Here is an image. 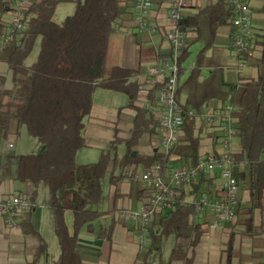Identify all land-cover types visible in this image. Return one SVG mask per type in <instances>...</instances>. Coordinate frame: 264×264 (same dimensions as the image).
<instances>
[{
  "label": "trees",
  "instance_id": "1",
  "mask_svg": "<svg viewBox=\"0 0 264 264\" xmlns=\"http://www.w3.org/2000/svg\"><path fill=\"white\" fill-rule=\"evenodd\" d=\"M61 1L67 0H38L25 5L23 28L12 34L11 40L0 50V61L7 65L12 79L11 88L6 89L3 87L4 77H0V171L33 187L28 198L30 209L38 195L37 188L42 185L47 189L53 230L60 248L55 264H82L77 239L83 227H88L102 215L88 210L89 206L99 204L102 182L108 179L117 192L120 177L132 180L126 174L131 168L143 172L154 164L164 163V158L157 149L144 156L136 152L143 135L157 137L158 120L139 100L140 88L134 80L144 51L138 54L139 64L135 68L110 66L106 61L111 36L130 19L127 12L133 7L132 0H69L75 5L73 12L63 21L56 22L53 14ZM10 5V0H0V34L4 28L1 17L10 10ZM232 19L233 13L225 0H218L215 4L197 8L194 14L183 15L179 23L187 45L179 60L177 94L185 97L184 109H192L197 118H185L181 128L183 134L172 150L168 165L170 168L187 167L200 157L203 130L199 122L207 103L234 106L231 115L240 148L234 158L245 161L246 167L234 169L239 204L229 225L243 226L247 234L253 230V217L261 209L264 191V62L252 59L250 48L245 54V62L258 69L255 79L242 80L233 88L222 82L217 33L224 26L231 27L229 39L232 45L237 31L232 26ZM261 40L264 48V36ZM36 42L39 51L34 61L26 65L24 61ZM196 43L201 48L189 74L182 80L184 63L189 58L191 46ZM149 51H146L148 58L153 56L152 49ZM208 51L209 56L206 55ZM203 70H208V74L203 75ZM158 88L152 90V95ZM98 89L126 96L125 108L134 112L129 137L122 141L115 136L109 148L101 150L95 163L79 165L77 154L87 148L85 120L92 111L93 95ZM22 127L42 144L43 153L20 155L4 150L10 135H16ZM211 138L215 140L216 137L213 134ZM119 144L125 145L121 157L117 155ZM116 171L122 175L116 177ZM134 187V199L142 202L147 191L136 184ZM242 192L249 197L245 202ZM217 193L212 179L206 175L198 177L186 188H179L173 209L154 213L147 226L149 246L142 264H146V257L159 251L162 240L170 236L175 238L176 244L166 264L177 261L192 264V251L205 234V222L202 221L204 216L194 217L193 209L185 199L190 196L195 200L203 195L217 199L222 196L216 197ZM30 212L26 213L27 216ZM66 212H70L73 218L71 231L64 218ZM27 216L21 228L25 234L36 238L37 259L46 248ZM130 230H135L134 226ZM230 244L231 241L226 248L224 264L231 261ZM187 250H190L191 257L187 256Z\"/></svg>",
  "mask_w": 264,
  "mask_h": 264
},
{
  "label": "crops",
  "instance_id": "2",
  "mask_svg": "<svg viewBox=\"0 0 264 264\" xmlns=\"http://www.w3.org/2000/svg\"><path fill=\"white\" fill-rule=\"evenodd\" d=\"M35 1L38 0H15L17 4H21L23 9H25V5H28ZM217 1L218 0H188L189 6L183 10L182 15L194 14L197 8H203L209 6L210 4H215ZM151 2V22L156 25L155 31H136V24L133 17V7L129 8L127 12L130 19L126 20L123 26L119 29L124 32L130 33V37L132 38L133 43L135 45H139L140 47V49L138 50V54L140 53V51H144L142 56H145L146 60H143L141 62L138 75L136 76V78H134L135 81H137V78L141 76L144 64L153 62L158 52H160L161 55L166 53L165 48L167 45L164 42V36L166 32L165 27L167 25L166 14L168 1L151 0ZM247 2L249 11L251 12V26H253L254 28L251 40L252 46L250 55L252 59H262L264 62V48L261 45V39L262 36H264V0H247ZM67 3L71 4V9L73 12L75 5L73 4V2L67 0L61 1L56 5L54 14L58 9H63L60 7H63L62 5H65ZM225 4L228 7L226 0ZM12 5H14L13 1L11 2V5L9 7L10 10L1 17V22H3L4 24L3 33L7 30V27L10 23L9 21L12 13L11 10L13 9ZM231 29L232 28L229 26H224L219 29L217 33L218 43L216 44V48L219 50L220 56L222 57V82L228 84L230 88H233L239 85L242 80H245L247 78L255 79L258 73V69H256V67L250 64V62L248 61H244L242 66L237 67L236 57L233 54L231 41L229 39ZM36 43L38 44V42ZM151 49L153 51V56L148 58L149 54L146 51L150 50L149 52H151ZM138 54L137 59L139 64ZM206 55L209 56L210 51H208ZM208 72V70H203V75H207ZM0 77H4L5 79L3 87L6 89H10L12 85L11 73L9 72L7 65L2 61H0ZM179 99L182 101V103H184L185 97L183 95H181ZM126 105L119 107L118 109H114V111L109 110L108 116L103 114V110L101 111V116L105 119L107 118V123H105L107 129H101L100 131L103 133L102 137H104V139H106L109 144L112 143L115 136L122 141L127 140L129 137V128L131 127V120L134 112L129 108L126 109ZM219 107L220 106L218 103H207L204 106L202 113L205 110L213 108L216 109ZM96 109L97 107L93 104L92 111L87 116V118L93 120V117L95 116V114H97ZM88 121L89 124L85 125L84 137L86 147L93 148L88 143L87 136L91 137L92 134H96L90 132L91 129H88V127H92L90 120ZM19 131L16 135L19 134ZM16 135H10L8 141H6L4 144V150H7V148L11 146L10 142H12ZM200 137V156L203 154L220 152V146L216 141L212 140L210 134L202 133L200 134ZM155 149L160 151L158 137H150L145 134L143 135L139 146L136 148V152L144 156L152 154ZM239 149V141H237V138L234 137L232 139L231 145V153L234 157L235 154L239 152ZM83 150H81L79 153H81ZM101 150L103 149L101 148L100 152ZM99 154L97 155L96 160ZM96 160L90 163H95ZM239 163L240 164L236 168L243 170L246 167V162L244 161ZM115 174L116 177L122 175L119 171H116ZM207 178L212 179L213 188L216 191L218 190L216 197L222 195L220 184L221 180L219 179L218 173L207 176ZM106 180L108 183V200L111 202V209L104 213L100 212L102 215L100 216L99 220L91 223L88 227H83L80 230L77 239V250L79 255L81 256L82 264H142L143 257L148 250L149 244L148 242L145 243V245L139 244L137 237L138 232H136L135 230H130V228L132 227L131 223L120 215V212L122 210H132L140 206L141 202L134 199V186L136 184L140 188L142 187L139 183H136L133 180L130 181L128 180V178L126 179L124 178V176H122L117 182L118 189L117 192H115V188L113 187V185L110 184L108 179ZM41 187L44 188L42 185L37 188L38 195L33 201L32 209L29 210L31 212L28 214V216L26 213H28L29 211L19 215V217L10 222L6 219V216L4 217L0 215V264H33L35 260L36 264H55L58 260L60 256V248L58 252L56 251L51 259L49 248L47 247L45 239L44 231H46L45 233L48 234L49 226H51V231L53 233L54 230L51 219V210L48 205V199L47 202H44L43 204H37V199L40 195L39 189ZM32 189L33 187L29 183L15 180L11 178L8 173H1L0 171V201H2L6 196L18 194L28 200V198L32 194ZM262 196L263 201L261 209L260 211H256L253 217V230L247 234L244 230V227L240 225L230 226L229 224H224L217 230H210L206 227L210 216L209 214H205L204 219L202 220L205 222L203 226L205 234L203 237H201L199 243L192 251V264H224L226 259V248L230 241V264H264V191L262 193ZM241 197L244 202L249 198L246 192H242ZM191 200L193 199H191V197L189 196L185 199V203L188 204ZM66 213L64 216L65 219ZM26 216L28 217L33 230H35L40 235L45 244V252L41 254L37 259H35V247L37 245L36 238L31 236L30 234H25L21 228V223L25 221L24 219L26 218ZM66 224L68 226L67 219ZM160 250L161 246L159 251L150 253L146 257V264H150L149 257L153 253H156L157 258H159L158 264H166L169 261L170 253L167 256V260L164 261ZM186 252L187 256L191 257L190 250H187ZM172 264L180 263L177 261Z\"/></svg>",
  "mask_w": 264,
  "mask_h": 264
},
{
  "label": "built area",
  "instance_id": "3",
  "mask_svg": "<svg viewBox=\"0 0 264 264\" xmlns=\"http://www.w3.org/2000/svg\"><path fill=\"white\" fill-rule=\"evenodd\" d=\"M12 1L14 5H12L9 26L4 33L0 34V50L11 40L12 34L23 28V7L15 0ZM166 1H168L164 36V42L167 45L166 53L161 55L158 52L153 62L144 64L143 72L137 78L140 88L139 100L158 120L155 130L160 145L159 152L164 158V163L154 164L143 172L131 169L126 173L147 193L138 208L120 212V215L129 221L135 230H138V242L142 245L148 242L147 226L153 214L161 210L173 209L177 202L179 188L188 187L202 175L210 176L218 173L221 180L222 196L212 199L203 195L188 203L193 209L195 218L209 214L210 219L206 226L208 229L217 230L224 224L231 223L234 209L239 204V186L234 169L240 163L231 153L232 139L236 134L231 115L235 107L231 104L205 110L200 116L203 134L215 135L214 141L220 146V152L203 154L187 167L170 168L168 165L172 160V150L183 134L181 128L185 118H194L196 114L190 108L184 109V103L177 94L179 60L187 45L186 35L179 29V23L183 18L182 12L189 3L188 0ZM132 3L136 31H155L156 25L151 22V0H132ZM226 3L233 13L232 26L237 30L233 37L232 51L236 57V65L240 67L252 44L251 12L247 0H226ZM156 87L159 88L152 95V90ZM30 208L29 201L19 194L6 196L0 201V215L6 216L10 222L29 211Z\"/></svg>",
  "mask_w": 264,
  "mask_h": 264
},
{
  "label": "rangeland",
  "instance_id": "4",
  "mask_svg": "<svg viewBox=\"0 0 264 264\" xmlns=\"http://www.w3.org/2000/svg\"><path fill=\"white\" fill-rule=\"evenodd\" d=\"M62 6L63 7L60 8L63 9H58L53 15V20H55L56 22L63 21V18L67 17V15H70L72 13L71 4L67 3ZM200 48L201 45L199 43H196L191 46L189 58L184 63L185 74L182 77V80L189 74V70L191 69L193 62L195 61L197 51ZM139 49V45H135L133 43L132 38L130 37V33L124 32L122 30H117L116 33L111 36V39L109 41V49L106 58L107 64L110 66L117 65L123 68L136 67L138 65L137 54L139 52ZM37 53L38 44L35 43L31 53L25 60V64L30 65V63L34 61ZM142 59L146 60L145 56H142ZM93 104L97 107L96 113L98 115L95 114L93 120L86 117L85 125L89 124L88 120H90L92 127H88V129H91L90 132H93L97 136L93 134L91 137L87 136V141L93 148H87L81 153H78L76 160L78 161L79 165H86L92 161H95L97 155L100 153L101 148L104 150L109 148L108 141L104 139V137H102L103 133L100 131L101 129H107L105 126V123H107V118L105 119L101 116V111L103 110V114L108 116L109 110L114 111V109H118L119 107L126 105V96L118 92H109L103 89H98L93 96ZM10 143L11 146L7 149L13 151L14 153L24 155H39L44 152L42 144L36 138L29 136L24 127L20 129L19 134L16 135V137ZM124 151V145H118L117 154L119 157L124 154ZM107 187V180H104L102 182L103 193L99 204L89 206V211L91 210L99 213H104L111 209V202L108 200ZM39 191L40 195L37 199V204H43L44 202H47L48 191L42 187L39 189ZM66 219L68 220L69 231H71L73 218L70 212L66 213ZM45 232L46 231H44V234L47 247L49 248L50 257L52 259L56 251H59V247L57 245V238L55 233L51 231V226H49L48 234H46ZM175 244V238L173 236L162 240L160 252L164 261L167 260V256L170 253V250L175 246ZM149 258L150 264H158L159 258H157L156 253H153Z\"/></svg>",
  "mask_w": 264,
  "mask_h": 264
}]
</instances>
